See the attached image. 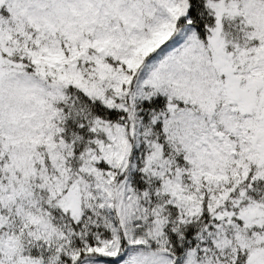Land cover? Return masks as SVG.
Listing matches in <instances>:
<instances>
[{"label":"snow or ice","instance_id":"6c2138e0","mask_svg":"<svg viewBox=\"0 0 264 264\" xmlns=\"http://www.w3.org/2000/svg\"><path fill=\"white\" fill-rule=\"evenodd\" d=\"M0 264H264V0H0Z\"/></svg>","mask_w":264,"mask_h":264}]
</instances>
